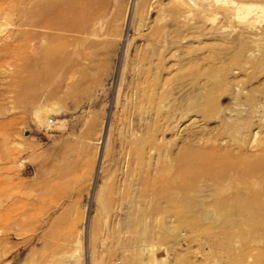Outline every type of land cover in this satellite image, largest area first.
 <instances>
[{
  "label": "rangeland",
  "instance_id": "374dc122",
  "mask_svg": "<svg viewBox=\"0 0 264 264\" xmlns=\"http://www.w3.org/2000/svg\"><path fill=\"white\" fill-rule=\"evenodd\" d=\"M192 1L0 0V264H264V0Z\"/></svg>",
  "mask_w": 264,
  "mask_h": 264
},
{
  "label": "bare ground",
  "instance_id": "6f19581e",
  "mask_svg": "<svg viewBox=\"0 0 264 264\" xmlns=\"http://www.w3.org/2000/svg\"><path fill=\"white\" fill-rule=\"evenodd\" d=\"M177 3V5L179 6V7H182V8H188L189 7V4H193V2L194 1H192V0H190V2H188V0H174V3ZM38 116H40V113H38L37 114ZM41 117V116H40ZM198 157H200V156H198ZM264 165V164H263ZM262 169V164L261 165H257V166H254V167H251L250 168V171L252 172H249V171H246L247 173L249 172V173H251V174H254V173H256V172H258L259 173V171ZM244 170H246V169H244ZM246 173V174H247ZM243 175H244V173H242ZM242 174H240L239 173V176H241ZM235 176V175H234ZM245 177H247L246 175H244ZM254 176H256V174L254 175ZM235 177H237V176H235ZM252 177V176H251ZM261 177V176H260ZM259 177V178H260ZM243 179V178H242ZM261 179H264V178H261ZM239 180H241V179H239ZM247 180V179H246ZM264 181V180H263ZM260 182V181H259ZM264 188V187H263ZM257 196V195H256ZM259 198V197H258ZM260 199V198H259ZM256 200V199H255ZM255 200H254V203H255ZM264 201V200H263ZM257 202H260V203H264V202H262L261 201V199H260V201H257ZM236 203V202H235ZM239 203V202H238ZM245 203V202H244ZM244 203H242V202H240L239 204L241 205V204H243L244 205ZM250 203V202H249ZM253 203V202H252ZM259 204V203H258ZM258 204H256V205H258ZM237 205V204H236ZM218 206H220V205H218ZM222 206V205H221ZM234 206V205H233ZM242 206V205H241ZM259 206V205H258ZM257 206V207H258ZM239 207V206H238ZM243 207V206H242ZM222 208V207H221ZM225 208V207H224ZM241 208V207H240Z\"/></svg>",
  "mask_w": 264,
  "mask_h": 264
}]
</instances>
